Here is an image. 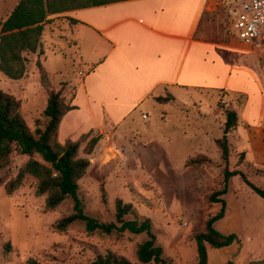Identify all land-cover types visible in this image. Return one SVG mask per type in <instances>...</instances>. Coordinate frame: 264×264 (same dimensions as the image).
<instances>
[{
	"label": "rangeland",
	"instance_id": "obj_1",
	"mask_svg": "<svg viewBox=\"0 0 264 264\" xmlns=\"http://www.w3.org/2000/svg\"><path fill=\"white\" fill-rule=\"evenodd\" d=\"M18 1L0 0V35L4 20ZM210 1V11L203 17L200 37L220 46L231 45L236 39L231 35L228 8L235 0ZM54 21L48 22L45 27L46 55L38 50L23 52L27 59L22 78L12 79L0 70V89L21 100V112L32 131L36 128L37 120H45L43 111L48 100L47 84L42 82L38 62L48 73L50 87L61 89L67 103L73 97L74 89L68 88L64 77L78 78L74 69L81 67L75 51L78 49L72 42L74 36L66 26ZM81 39L85 44V38ZM225 48L221 51L232 63L245 55L253 65L262 67L259 57L250 50ZM82 70L86 73L81 68L79 75L84 77L80 73ZM262 73L264 76L263 68ZM237 74L241 78L250 77L245 60L236 61L233 80ZM260 91L261 97L254 99V108L250 105L245 115L248 113L254 119L261 116L264 122L263 88ZM198 95L205 97L201 104L186 100V108L183 111L176 109L172 113L174 116L171 115L166 122L162 119L160 103L139 107L132 120L133 134L130 138L140 140L142 146H146L141 148L145 163L137 164L135 152L121 148L117 142L115 145L110 139L94 166L80 181L85 211L100 221H116L117 198L134 205L135 211L127 214L126 219L149 218L156 235V245L163 248L162 255L169 264H196L194 233L205 220L222 209L221 202L209 204L206 198L214 190L224 188L226 167L244 171L251 181L264 189V166L255 165L253 157L245 161V156L240 157L242 151L234 148L229 163L222 160V153L213 142L214 138L224 135V124H220L222 121H215L209 137L197 128L196 117H201L199 112L208 111L210 106H214V101L222 108L232 109L230 101L236 100L241 104L245 96L235 93L231 100L223 102L220 90L206 94L200 89V93L194 94V99H198ZM217 117L221 120L220 114ZM198 121L202 122V119ZM240 129H245L243 119ZM93 133L98 134V131ZM164 133L168 135L165 137ZM233 137H230L231 143L235 142ZM167 138L170 141L165 142ZM239 142L249 148L248 138ZM14 146L10 164L0 170V264H29L30 260H37L40 264H90L99 254L108 251L125 256L134 264H144L138 260L137 249L148 238L147 233L137 234L129 230L113 234L91 233L78 221L66 231L57 230V221L73 213V200L69 197L54 210H48L46 195L36 193L38 180L31 174L25 176L18 189L8 194L5 183L15 178L30 158ZM197 153L207 154L211 160L205 163L206 166H185V160ZM80 154L85 155L84 152ZM34 157L42 161L40 155ZM221 198L225 199V214L216 222V228L223 233H236L238 240L222 248L209 245L208 264H235L231 261L234 257V261H239L237 264L259 261L250 259L248 248L251 246L264 255V198L246 185L240 175L230 178L228 191ZM251 238L254 241L251 242Z\"/></svg>",
	"mask_w": 264,
	"mask_h": 264
},
{
	"label": "crops",
	"instance_id": "obj_2",
	"mask_svg": "<svg viewBox=\"0 0 264 264\" xmlns=\"http://www.w3.org/2000/svg\"><path fill=\"white\" fill-rule=\"evenodd\" d=\"M210 2L124 0L51 14L44 25L38 52L46 55L45 27L55 19L53 23H62V26L71 31L75 38L72 42L78 49L75 51L81 62V67L74 69L78 78L64 77L68 88L74 89V95L68 102L74 108L70 109L60 122L59 141L65 143L69 139L76 140L89 131H98L95 135L100 136V139L93 153L89 155L90 168L94 166L110 139L115 145L117 142L121 148L135 152V161L137 164H143L145 160L141 148L146 146H142L143 142L140 140L130 138L133 134L132 120L139 107L148 103H160L162 119L166 122L176 109L183 111L186 108V100L201 104L205 97L198 95V99H194V94L200 93V89L206 94L220 90L223 102L231 100L235 93L244 95L245 100L241 104L236 100L230 101L232 109L222 108L214 101V106H210L208 111L199 112L201 117H196L197 128L209 137L210 128L214 127L215 121H222L220 124L225 126L227 118L224 110L235 111L237 126L227 134L231 151L234 148L241 150L240 157L244 153L245 161L253 157L255 165L264 166V122L261 116L254 119L249 117L248 113V117L245 115L250 105L254 108V99L261 97L262 67L253 65L245 55L234 59L232 63V60L222 53L221 50H225V47L249 51L248 47L235 37V42L228 46H220L200 37L203 17L210 11ZM81 38H85V44ZM243 60L250 77L241 78L237 74L233 80L236 61ZM81 68L86 70L84 77L79 75ZM159 97L168 99L160 101ZM217 114L221 115V120L217 119ZM200 119L202 122L198 121ZM242 119L245 122L243 130L240 129ZM167 135L164 133L165 137ZM231 136H234V143L230 141ZM247 138L249 148L243 147L239 142L247 141ZM217 139L213 140L216 144ZM168 141L170 139L167 138L165 142ZM198 154L208 156L204 153L196 155ZM190 157L193 156L185 160V166ZM250 241H254L253 238ZM207 245L209 247L210 244ZM248 249L250 259L264 260V255L259 251L251 246ZM234 259L231 261L237 264L239 261Z\"/></svg>",
	"mask_w": 264,
	"mask_h": 264
},
{
	"label": "trees",
	"instance_id": "obj_3",
	"mask_svg": "<svg viewBox=\"0 0 264 264\" xmlns=\"http://www.w3.org/2000/svg\"><path fill=\"white\" fill-rule=\"evenodd\" d=\"M124 0H20L11 14L4 20L0 35V70L12 79H20L26 72V57L23 52H36L44 25L51 14L64 11L105 5ZM42 73V82L47 84L48 102L43 111L45 120H37L36 128L32 131L22 112V102L13 94L0 89V170L8 166L16 145L29 160L20 169L17 176L5 183L8 194L18 189L27 174L37 178L36 193L46 195V207L54 210L67 198L73 200V213L57 221L56 229L66 231L75 222H82L88 232H102L105 234L147 233L148 238L137 249L138 260L144 264H169L163 257V248L156 245V235L152 231L149 218L128 220L125 216L134 212V205L124 202L122 198L116 200V221L102 222L85 211V203L80 194V181L88 173L91 166V155L100 136L89 131L73 140L61 143L58 138L59 125L64 115L74 106L66 102L62 90L50 87L47 71L38 62ZM160 101L168 97H159ZM226 122L224 135L217 139L222 158L226 164L230 161L231 148L228 132L237 126V113L225 109ZM85 143V144H84ZM84 145V146H83ZM84 152L82 156L80 153ZM40 155L42 161L35 158ZM244 153L241 154V158ZM210 158L203 154L190 157L187 166H201L209 162ZM240 175L244 182L264 198V189L251 181L246 173L240 169L224 172L225 186L216 189L207 196L209 204L222 203V209L204 221L202 227L194 233L197 243L196 264H208V245L226 247L238 240L236 233H223L216 228V222L225 214V199L221 195L227 193L229 180L232 176ZM2 181L0 180V186ZM29 264H40L37 260H30ZM90 264H134L125 256L113 251L99 254ZM252 264H264V260L254 261Z\"/></svg>",
	"mask_w": 264,
	"mask_h": 264
},
{
	"label": "built area",
	"instance_id": "obj_4",
	"mask_svg": "<svg viewBox=\"0 0 264 264\" xmlns=\"http://www.w3.org/2000/svg\"><path fill=\"white\" fill-rule=\"evenodd\" d=\"M228 14L231 35L258 55L264 70V0H235L229 5Z\"/></svg>",
	"mask_w": 264,
	"mask_h": 264
}]
</instances>
